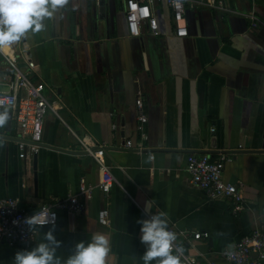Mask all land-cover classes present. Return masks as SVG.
Instances as JSON below:
<instances>
[{"label": "crops", "instance_id": "1", "mask_svg": "<svg viewBox=\"0 0 264 264\" xmlns=\"http://www.w3.org/2000/svg\"><path fill=\"white\" fill-rule=\"evenodd\" d=\"M99 1L69 0L45 20L43 31L7 46L21 71H29V61L37 65L29 77L45 85L59 115H47L43 143L65 151L38 149L35 191L33 154L22 159L18 141L4 139L0 200L19 199L22 209L33 212L78 195L84 180L94 192L84 213L61 211L55 225L62 260L97 233L110 241L107 264H143L146 247L137 221L148 219L151 201V214L164 213L168 228L208 234L185 246L197 264H232L221 252L264 225V0L188 2L184 38L176 36L165 2L153 6L158 33L144 29L135 38L126 23L128 0H105L102 16ZM251 16L262 24L254 28ZM13 80L0 55V91L8 92ZM138 98L148 117L144 137L137 131ZM19 132L13 117L12 131L4 126L0 135L20 140ZM129 140L133 149L126 148ZM84 145L104 148L117 181L110 193L99 189L102 171ZM216 151L231 159L223 176L239 187L238 213L231 198L209 200L186 171L190 155L216 160L223 155ZM103 210L109 211L106 225L99 218ZM49 228L38 229L31 247L1 245L0 264L33 249Z\"/></svg>", "mask_w": 264, "mask_h": 264}, {"label": "built area", "instance_id": "2", "mask_svg": "<svg viewBox=\"0 0 264 264\" xmlns=\"http://www.w3.org/2000/svg\"><path fill=\"white\" fill-rule=\"evenodd\" d=\"M160 2H165L172 11L176 36L179 38L188 36L185 19L186 3L203 4V1L128 0L125 17L131 37H140L144 29L153 35L158 33L159 22L153 6ZM251 20L254 28L262 24L255 16H251ZM0 55L12 69L14 76L13 82L8 85L9 91H0V110L11 112L18 123L20 131L18 147L21 152L20 157L24 159L28 154L36 153L40 148L39 144L43 143L47 115L50 112H53L57 117L59 115L45 94V85L43 83H33L29 77L30 73L36 70L37 65L29 61V71L23 72L18 68L15 51L3 47L0 48ZM136 108L139 121L137 131L141 137H144L148 117L144 111V103L141 98L136 100ZM84 148L94 158L102 171L99 189L104 194L110 193L117 181L111 169L106 165L104 148L94 150L87 145H84ZM126 148H134L131 140L127 141ZM230 161L231 159L225 154L220 155L216 160H213L210 155H190L187 159L186 171L191 176L193 184L200 188L209 200L231 198L235 203L234 212L238 213L243 210V197L240 194L239 187L237 184L226 182L223 176L225 166ZM93 193V188L87 186L86 182L82 180L78 195L45 203L33 212L22 209L19 199L6 198L0 200V246H33L38 239V229L51 227V225L38 226L37 230L30 232L24 223L26 217H30L34 213L46 217L49 213L54 212L56 225L61 211L77 215L84 213L86 201L93 198ZM99 218L102 224H108L109 211H101ZM147 218L149 219L150 215H147ZM168 229L177 236L173 254H175L176 247H182L184 250L186 244L194 246V240H202L208 237L206 233L192 235L187 231L176 230L175 228ZM221 256L232 264H264V225L240 239L231 247L225 248L221 252ZM181 259L187 264H197L196 260L184 251Z\"/></svg>", "mask_w": 264, "mask_h": 264}, {"label": "clouds", "instance_id": "3", "mask_svg": "<svg viewBox=\"0 0 264 264\" xmlns=\"http://www.w3.org/2000/svg\"><path fill=\"white\" fill-rule=\"evenodd\" d=\"M69 4V0H0V48L19 42L29 32L39 33L45 29V20L51 19ZM10 120L8 111H0V128ZM5 140L0 136V146ZM151 201L146 202L145 214L149 219L138 220L141 225L140 240L146 251L142 256L143 264H182L183 248L174 243L177 236L168 229L164 213L151 214ZM55 213L46 217L34 213L24 219L30 232L37 227L51 225L43 233V238L31 250L18 251L12 264H107L111 251L109 238L105 234L94 233L90 241H81L72 249L66 259L57 256L61 241L55 236Z\"/></svg>", "mask_w": 264, "mask_h": 264}, {"label": "water", "instance_id": "4", "mask_svg": "<svg viewBox=\"0 0 264 264\" xmlns=\"http://www.w3.org/2000/svg\"><path fill=\"white\" fill-rule=\"evenodd\" d=\"M98 9H99V13L101 14H104L106 12V1L105 0H100L98 2ZM0 111H4V110H0ZM9 115H10V120L8 121V123L5 125V132L7 133H10L12 131V128H13V116H12V113L11 112H8ZM2 130V128H0V131ZM2 136L4 139H7L9 141H14V142H17L19 141L18 139L16 138H12V137H6L4 135H0ZM39 146L41 148H47V149H52V150H61V151H65L63 149H58L56 147H51L47 144H44V143H41L39 144ZM213 147L215 148L216 145H214L213 143ZM69 152V151H67ZM202 154H210L211 151H200ZM218 154H226V151H216ZM82 154V153H80ZM86 154H88L86 152ZM33 157H34V162H33V171H34V187H35V191L38 190V152L34 153L33 154Z\"/></svg>", "mask_w": 264, "mask_h": 264}]
</instances>
